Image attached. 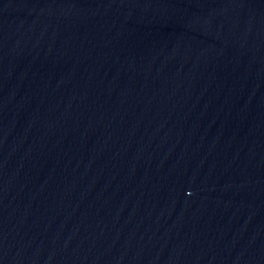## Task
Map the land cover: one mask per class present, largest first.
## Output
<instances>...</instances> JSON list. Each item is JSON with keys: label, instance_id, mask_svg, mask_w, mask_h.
I'll list each match as a JSON object with an SVG mask.
<instances>
[{"label": "water", "instance_id": "1", "mask_svg": "<svg viewBox=\"0 0 264 264\" xmlns=\"http://www.w3.org/2000/svg\"><path fill=\"white\" fill-rule=\"evenodd\" d=\"M0 264H264V0H0Z\"/></svg>", "mask_w": 264, "mask_h": 264}]
</instances>
